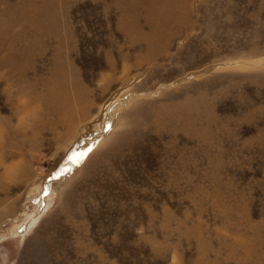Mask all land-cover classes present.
I'll return each instance as SVG.
<instances>
[{
  "label": "rangeland",
  "instance_id": "rangeland-1",
  "mask_svg": "<svg viewBox=\"0 0 264 264\" xmlns=\"http://www.w3.org/2000/svg\"><path fill=\"white\" fill-rule=\"evenodd\" d=\"M262 58L264 0H0V264H264V65L171 85Z\"/></svg>",
  "mask_w": 264,
  "mask_h": 264
},
{
  "label": "bare ground",
  "instance_id": "bare-ground-1",
  "mask_svg": "<svg viewBox=\"0 0 264 264\" xmlns=\"http://www.w3.org/2000/svg\"><path fill=\"white\" fill-rule=\"evenodd\" d=\"M262 65H264V58H262L258 61H254V62H237V63H233V64L212 65V66H209V67L201 69V70L191 71L185 77L181 78L179 81H175L171 85L177 84L181 81H184V80L189 79V78L194 77V76H200L206 72L208 73L209 71H211L213 69L224 68V67H226V68L227 67L247 68V67H257V66H262ZM164 86H169V85H163L162 87H164ZM139 95H141V93L128 94L125 97H122V98L118 99L117 101H115L112 108L105 111V120L106 121L104 124L103 134H107L108 131H110L114 127V125L116 124V121H117L116 116H117L118 111L122 107L127 105L129 102H131L136 96H139ZM101 137L95 133L91 136L90 139H87L86 144L89 147L88 149H85L87 151V153L90 152L92 148H94V146L98 143V141H100Z\"/></svg>",
  "mask_w": 264,
  "mask_h": 264
}]
</instances>
